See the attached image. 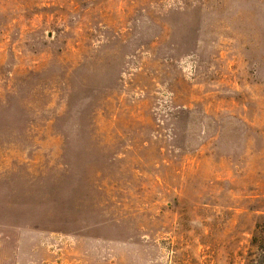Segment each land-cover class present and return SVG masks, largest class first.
<instances>
[{
	"label": "rangeland",
	"instance_id": "1",
	"mask_svg": "<svg viewBox=\"0 0 264 264\" xmlns=\"http://www.w3.org/2000/svg\"><path fill=\"white\" fill-rule=\"evenodd\" d=\"M259 218L264 0H0V264H264Z\"/></svg>",
	"mask_w": 264,
	"mask_h": 264
},
{
	"label": "trees",
	"instance_id": "2",
	"mask_svg": "<svg viewBox=\"0 0 264 264\" xmlns=\"http://www.w3.org/2000/svg\"><path fill=\"white\" fill-rule=\"evenodd\" d=\"M249 244L255 247L256 252L258 251L256 253V258L259 260L262 255V251L264 250V218H259V220L256 222L254 233L249 241ZM252 255L253 253L250 251L247 253V256L245 257L247 263H250V257Z\"/></svg>",
	"mask_w": 264,
	"mask_h": 264
}]
</instances>
